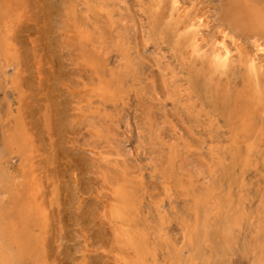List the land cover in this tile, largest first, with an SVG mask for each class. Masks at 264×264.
Segmentation results:
<instances>
[{
	"label": "rangeland",
	"instance_id": "374dc122",
	"mask_svg": "<svg viewBox=\"0 0 264 264\" xmlns=\"http://www.w3.org/2000/svg\"><path fill=\"white\" fill-rule=\"evenodd\" d=\"M242 1L185 0L239 46L224 71L191 55L168 0H0V178L29 211L23 264H264V73L233 21L264 0ZM122 226L149 240L145 259Z\"/></svg>",
	"mask_w": 264,
	"mask_h": 264
},
{
	"label": "bare ground",
	"instance_id": "6f19581e",
	"mask_svg": "<svg viewBox=\"0 0 264 264\" xmlns=\"http://www.w3.org/2000/svg\"><path fill=\"white\" fill-rule=\"evenodd\" d=\"M168 2L170 5V12H171L170 17H171V19L175 20V21H182L183 22L182 26L178 27V31L183 30L187 34V44H188V47L191 49L190 50L191 55H193L194 57H202V58L208 57V61H209L210 66L212 68H214L215 70H224L225 71V70L229 69L230 66H232L234 63V52L240 51V49L238 50L239 46L237 45V43L235 41H233L232 43H229L226 40L227 35L224 33H222L221 36H219L217 38H215L213 36L206 35V34H210V21H209L208 13L207 12H197L196 13V11L198 9L195 6H194V9H192L193 10L192 11L186 3L187 0H186V2H185V0H168ZM233 21H234L236 27H239V28L240 27H242V28L246 27L249 29V31L250 30L255 31L254 32L255 34L253 37L255 39V42H254L253 48H252L254 54L252 56L249 54V56L246 57L244 65H245L246 70L248 71L250 77L252 76V77L258 78L262 73H264V37L261 34H259V32L264 33V14L261 15L256 9L252 8L250 6V4L245 5V3H243V4H241L240 8L238 9L237 13L235 14ZM177 23H179V22H177ZM173 30H175V29H173ZM5 31H7V30H5ZM88 31H90V30H88ZM86 33H88V32H86ZM4 35H6V34L4 33ZM8 35H9V33H8ZM91 35H92V33H91ZM86 36L87 35H85L84 37H86ZM9 37L11 38V35H9ZM207 37L210 39V42H212V48L209 50L210 51L209 56L207 55V51L203 50L204 46L206 45V42H207ZM82 39H83V37H82ZM2 41L4 43V40H2ZM82 41L85 42V40H82ZM10 46H11V43H10ZM0 47H2V45H0ZM10 49H11V47H10ZM3 52L4 51L2 50V53ZM100 53L103 54L102 52H100ZM6 54H8L7 51H6ZM8 56H9V54H8ZM9 57H11V56H9ZM8 66H10V65H7V67ZM0 67H3V66H0ZM120 91H121V89H120ZM92 92H94L96 94L97 91L92 90ZM98 93H97V95H99V96L106 95L107 98H111V95H112V92H110L106 88H102V87L99 88ZM116 93H119V91ZM116 93H115V96H116ZM2 123H3V121H2ZM15 126L16 125H14V127ZM24 129L26 130L25 127H24ZM13 130H15V129H13ZM19 130L20 129H18L17 131H19ZM16 132H14V133L16 134ZM23 133H25V131ZM26 133H28V131ZM15 134H13V135H15ZM13 135H11V136H13ZM22 136H23V134H22ZM14 137H16V139H19V138H17V136H14ZM14 137H12L11 139L13 140ZM9 138H8V140H9ZM24 138H26V137H24ZM27 139H28V137H27ZM10 140L7 142L8 147H10L11 143H13L12 146L14 148V146H15L14 144H16V142H14L15 140H13V141H10ZM16 141H18V140H16ZM24 141H26V140H24ZM20 142H23V140ZM27 144H28V142H27ZM20 145H18V147H20ZM9 149H11V148H9ZM22 149L23 148H21L20 150L17 149L19 151L13 152V154H15V155L17 154V157H18L19 154H21L23 152ZM20 157H23V156L20 155ZM24 159L25 158H23L24 162L22 161V163L25 166L26 163H25ZM31 170H32V168H31ZM32 173H31V176H32ZM23 174L26 175V173H23ZM21 176L23 177V175H21ZM36 178H37V176H36ZM32 180L34 181V179H32ZM124 180H126V179H124ZM35 182L36 181H34V184H35ZM16 185H17V180L15 178L12 179L11 181H4L0 178V264H23L24 257L26 256V252H27V245H28L27 243L29 241L28 240L29 236L27 233V228L29 225V221H28L27 217H28L29 213H27V212H29V211H27L26 207L20 208L19 206H17L18 205L17 201H19L18 197L20 196V192L18 191V187ZM32 186H33V184H32ZM35 186L36 185H34V188H36ZM22 188H24V187H22ZM28 188H29V186H28ZM34 188L33 187L31 188L32 191H34L33 190ZM3 190H4V192H3ZM20 191L22 192V189ZM36 192L38 194V191H36ZM113 193H114V191H113ZM115 193H116V197L118 198V201H119V203H118L119 208L117 209L116 217L118 219L124 221L123 216H125L126 211L128 209H130V207L132 206L131 200L129 198V195H128L126 189L119 188L117 191H115ZM115 193H114V195H115ZM4 194L9 195L10 199L12 198V200L16 199V202H14V204L12 205L13 207L16 206L15 207L16 210L11 212L12 209H7L4 207V203H3L4 201H3V196H2ZM30 194H31V192H30ZM23 195H25V194H23ZM23 195H22V198H24ZM40 195H41V191H40ZM28 196L31 197L30 195H28ZM28 196H26V197H28ZM38 198H39V200H38L39 202H35V201H37V198L33 199L35 202L34 207H36V208L38 207V209H39V205H40L41 207H43L42 209L45 210L46 206L44 205L45 204L44 201L42 199H40V197H38ZM40 200H42L43 202ZM22 201H23V199H22ZM26 201H28V200H26ZM37 203H38V205H37ZM41 203H44L43 205L45 207L42 206ZM28 209H31V208H28ZM39 211H40V209L38 210V213H39ZM35 212H37V211H35ZM45 212L47 214V211H45ZM42 214H43V211H40L39 215H42ZM46 214H43L42 216H39V217L45 218L47 216ZM36 215H38V214H36ZM44 215H45V217H44ZM43 218L41 219L42 221L40 223L43 222V220H44ZM116 227H117V225H116ZM124 227L122 226L123 230H121L120 233H117L118 238H120L122 236V238L125 240L126 244H129V245H136L137 240L141 238L140 243L137 244V248H135V249H136V253H137L138 258L139 259H145V257L149 254V252H151L149 240L144 238V237H139L140 233L132 232L128 227L127 228L126 227L124 228ZM120 229L121 228L115 229V230H116V232H119ZM39 252H40V250H39Z\"/></svg>",
	"mask_w": 264,
	"mask_h": 264
}]
</instances>
